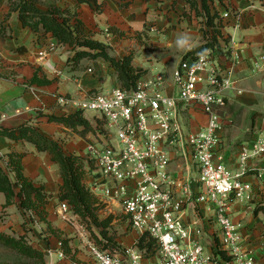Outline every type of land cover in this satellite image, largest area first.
<instances>
[{"label": "crops", "instance_id": "obj_1", "mask_svg": "<svg viewBox=\"0 0 264 264\" xmlns=\"http://www.w3.org/2000/svg\"><path fill=\"white\" fill-rule=\"evenodd\" d=\"M55 3L62 11L73 15L72 24H80L86 37L107 46L111 57L120 60L132 55L133 66L147 70L144 78L162 75L165 91L170 96H177L172 83L174 70L190 50L205 44L208 29L204 18L197 16L188 0H95L86 3L56 0ZM210 5L219 16L231 10L243 20L240 31L234 34L239 61L236 76L247 80L239 85L243 94L230 93L227 106L218 110L224 121V127L218 132V155L233 173H238L241 147L264 141L262 78L253 77L254 63L264 55V0H211ZM222 33L226 39L232 30L225 28ZM51 45L54 46L49 54L52 71L43 67L39 57V52ZM221 45H225L224 41ZM70 58L68 47L58 44L51 34H35L25 28L18 13L11 11L8 1L0 0V131L30 124L44 136L60 142L67 154L85 158V140L65 126L49 121L50 116L68 115L67 110L57 104V97L78 99L82 92L99 90L108 94L119 83L114 70L103 59H84L73 70L68 65ZM72 113L74 111L70 110L69 114ZM181 117L191 133L198 132L208 121L198 106L182 109ZM13 152L25 155L24 176L36 186H44L53 198L47 206V221L40 222L36 216L25 214L18 197L6 208V197L0 193V233L27 234L33 248L45 254L47 264H72L59 256V236L71 239V247L75 244L70 229L59 217L58 194L62 184L59 165L49 154L39 153L28 143L0 136V158H7ZM171 158V174L182 183L187 179L192 181L194 198L185 204V221L197 224V229L202 230L200 243L207 252H212L218 226L207 204L196 202L202 191L198 169L193 166L186 170L184 160L176 154ZM91 173L84 183L93 189L96 174ZM11 179L14 181V175ZM243 181L249 186V200L231 199L230 215L233 223L240 227L244 248L254 252L258 264H264V214L256 213L259 207H264V156L249 162ZM18 190L15 187V191ZM107 204L119 208L114 201ZM78 248L82 250L77 255L79 260L92 264L88 250L81 244ZM153 263L159 264V260H143V264Z\"/></svg>", "mask_w": 264, "mask_h": 264}, {"label": "built area", "instance_id": "obj_2", "mask_svg": "<svg viewBox=\"0 0 264 264\" xmlns=\"http://www.w3.org/2000/svg\"><path fill=\"white\" fill-rule=\"evenodd\" d=\"M220 21L223 29L232 30L226 35L228 44L179 63L172 75L176 97L166 93L165 78L160 74L143 78L132 90L118 86L108 94L85 91L78 99L57 97V104L68 114L71 110L103 120L104 132L85 139V159L94 164L96 174L91 191L104 204L116 202L134 231L157 241L159 264H258L254 252L244 248L229 204L231 199L249 200V186L243 177L249 162L264 156V141L241 147L238 173L218 155V132L224 127L218 110L227 106L230 93L243 94L239 85L247 80L236 76L239 61L234 34L242 27V16L228 10L220 15ZM53 49L51 45L39 52L43 67L51 71L49 54ZM253 77L262 78L264 98V55L254 63ZM190 106L200 107L208 118L196 133L186 130L181 117L182 109ZM113 132L119 141L116 146L112 144ZM173 154L184 160L186 170L198 169L202 191L196 202L207 204L218 226L212 252L200 243L202 230L197 224L185 221V204L194 198L192 181L182 183L171 174ZM1 158L6 166L7 158ZM59 207V217L72 238L88 250L92 264H143L137 249L125 256L100 248L68 204ZM59 256L67 259L62 250Z\"/></svg>", "mask_w": 264, "mask_h": 264}, {"label": "trees", "instance_id": "obj_3", "mask_svg": "<svg viewBox=\"0 0 264 264\" xmlns=\"http://www.w3.org/2000/svg\"><path fill=\"white\" fill-rule=\"evenodd\" d=\"M7 1L11 11L18 13L19 20L25 28L31 29L35 34H51L58 44L77 50L75 56L68 61V65L73 70L84 59H103L114 70L121 87L127 90L136 88L139 81L147 75V70L133 66L134 57L132 55L117 60L107 53V46L86 37L81 31L80 24H72L73 15L69 11H62L57 6H51L43 10L38 6L36 0ZM79 1L86 3L95 0ZM188 3L193 10L195 9L199 18H204L208 30L204 36L205 44L190 50L184 59L202 54L210 48L222 50V41L225 45L229 41L227 38L224 39L222 33L224 25L220 21L218 12L213 11L210 5L211 0H188ZM218 38H222V40L219 41ZM22 50L24 49H19V51ZM49 121L65 126L82 138L97 132H104V124L102 128L100 125L95 127L84 114L79 112L63 116H50ZM0 136L15 142L28 143L35 147L39 153L49 154L52 161L60 167L62 184L58 194L59 202H66L70 211L81 219L87 229L96 227L101 230L100 234L103 236L105 244L101 245V243L96 242L100 248L124 253L116 239L108 237L109 235L105 232L110 228L113 218H100L99 212L105 208V205L84 183L85 177L94 170V164L91 161L67 154L60 142L44 136L30 124L12 130H1ZM24 157L25 155L21 153H10L7 155L6 166L4 160L0 158V193L6 197V208L13 205L18 197L20 206L26 215L34 213L40 222H46L48 217L47 206L53 195L47 193L44 186H36L24 176ZM11 174L14 175V181L11 179ZM15 187L19 188L18 192L15 191ZM259 212L264 214V207H259L256 210V213ZM32 221L34 222L35 219L32 218ZM25 237L23 235L19 239H13L0 233V243L17 251L22 256L35 259L39 264H46L45 254L32 246L24 244ZM59 240L65 257L72 264H78L74 257L70 259L71 239L59 237ZM136 248L143 255V258L153 259L158 251V243L148 234H144L138 239Z\"/></svg>", "mask_w": 264, "mask_h": 264}, {"label": "rangeland", "instance_id": "obj_4", "mask_svg": "<svg viewBox=\"0 0 264 264\" xmlns=\"http://www.w3.org/2000/svg\"><path fill=\"white\" fill-rule=\"evenodd\" d=\"M36 1L38 3V6L43 10H46L49 7L56 5V3H55L56 0H36ZM64 47L69 48V51L71 52V58L70 59H72L75 56V53L77 50H75V49L70 50V47L65 46V45H64ZM107 53L109 54L108 50H107ZM143 78L140 81H142ZM119 87H121L120 83H119ZM99 91L100 92H97V93H103L105 90H103V91L99 90ZM91 92H96V91H91ZM104 94H106V93H104ZM85 116L91 121V123L95 127L97 125H100L101 128L103 127L104 122L98 116L92 115V114H87ZM103 129H104V127H103ZM71 133L76 135V136H79V135L73 133L72 131H71ZM113 135L114 136L112 139V144L116 146L119 144V141H118V138L115 136L114 132H113ZM82 139L85 140L86 138H82ZM85 142H86V140H85ZM104 205H105V208L101 212H99L100 218L101 219H107L109 217L113 218V221H112L110 228H108L105 232L109 235L108 237H112V238L116 239V241L120 245L121 250L124 252L122 254L126 256L128 251H130L132 249H137L136 243L142 235L137 236V234H136L137 232H135L132 229V226L129 224L128 219L122 214V212L119 208H115L114 205H113L114 208H111L107 203H105ZM88 230H89V232H90V234H91V236L95 242L101 243V245H103V243L105 244V242L103 241L104 238L100 234L101 233L100 229H98L96 227H92V228L90 227V228H88ZM26 232L28 233L29 231L26 230ZM5 235L8 237H11L13 239H19L21 237V236H18L16 233L5 234ZM25 236L26 237L24 238L23 243L28 245V246H32L31 245V242H32L31 238L27 234ZM59 237H62V236H59ZM62 238H67V236L62 237ZM72 239L75 241L74 242L75 244H74V247H71V252H70L71 258L70 259H72L74 257V259L78 262V264H83V262H81L79 260V258L77 257L79 252H82V250L80 248H78L80 246V244H78L79 242L76 239H74V238H72ZM59 249L61 250V246H59ZM106 250H109L110 252L117 251V250H112V249H106ZM154 258H157L159 260L158 251H157L156 256ZM144 259L149 260L148 258H145V257H144ZM0 264H39V262L36 261L35 259L22 256L17 251L12 250V249L6 247L5 245H3L2 243H0ZM46 264H47V260H46ZM48 264H50V263H48Z\"/></svg>", "mask_w": 264, "mask_h": 264}]
</instances>
